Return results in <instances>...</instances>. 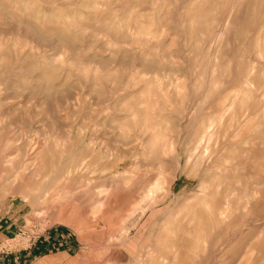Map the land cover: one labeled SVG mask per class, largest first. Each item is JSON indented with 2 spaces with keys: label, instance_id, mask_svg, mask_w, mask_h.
I'll use <instances>...</instances> for the list:
<instances>
[{
  "label": "rangeland",
  "instance_id": "rangeland-1",
  "mask_svg": "<svg viewBox=\"0 0 264 264\" xmlns=\"http://www.w3.org/2000/svg\"><path fill=\"white\" fill-rule=\"evenodd\" d=\"M56 226L37 264H264V0H0V256Z\"/></svg>",
  "mask_w": 264,
  "mask_h": 264
},
{
  "label": "crops",
  "instance_id": "crops-1",
  "mask_svg": "<svg viewBox=\"0 0 264 264\" xmlns=\"http://www.w3.org/2000/svg\"><path fill=\"white\" fill-rule=\"evenodd\" d=\"M32 245L30 250L21 254V259L29 260L30 264L50 260L60 262L77 255V237L62 226L52 227L46 235L35 240ZM12 261V258L0 256V264H11Z\"/></svg>",
  "mask_w": 264,
  "mask_h": 264
},
{
  "label": "bare ground",
  "instance_id": "bare-ground-1",
  "mask_svg": "<svg viewBox=\"0 0 264 264\" xmlns=\"http://www.w3.org/2000/svg\"><path fill=\"white\" fill-rule=\"evenodd\" d=\"M179 117V116H178ZM206 133H204L201 137H200V140H199V142H200V144L204 141H206L207 140V137H206ZM209 140V139H208ZM197 144H198V142H197ZM200 144H198V146L200 145ZM203 144V143H202ZM201 144V145H202ZM208 147V146H207ZM209 149V148H208ZM206 150H207V148H206ZM153 194V193H152ZM204 196H205V198L209 195V194H206V192H204V194H203ZM45 198V197H44ZM205 201H206V205L208 206V208H210L211 209V211L214 209V207H213V200H208V199H205ZM217 207V206H216ZM228 212V211H227ZM220 214H221V216L222 217H224L225 216V212H224V210L223 211H221L220 212Z\"/></svg>",
  "mask_w": 264,
  "mask_h": 264
}]
</instances>
